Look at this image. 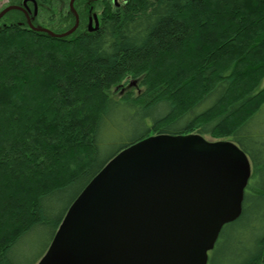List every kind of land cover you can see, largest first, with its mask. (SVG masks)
Segmentation results:
<instances>
[{"label":"trees","instance_id":"1","mask_svg":"<svg viewBox=\"0 0 264 264\" xmlns=\"http://www.w3.org/2000/svg\"><path fill=\"white\" fill-rule=\"evenodd\" d=\"M22 1L0 0V12ZM70 1L34 0L32 24L72 30ZM74 7L80 26L62 39L17 10L0 21V264H37L71 205L126 148L193 134L237 144L252 166L242 215L208 264H264V0ZM133 80L141 93L123 94Z\"/></svg>","mask_w":264,"mask_h":264},{"label":"water","instance_id":"2","mask_svg":"<svg viewBox=\"0 0 264 264\" xmlns=\"http://www.w3.org/2000/svg\"><path fill=\"white\" fill-rule=\"evenodd\" d=\"M70 2L72 30L56 34L30 17L28 25L59 39L74 34L80 17ZM15 10L25 11L6 7L0 21ZM94 21L90 31L98 28L97 14ZM251 176L248 156L233 142L196 134L147 138L91 181L37 264H208L222 229L242 215Z\"/></svg>","mask_w":264,"mask_h":264},{"label":"rangeland","instance_id":"3","mask_svg":"<svg viewBox=\"0 0 264 264\" xmlns=\"http://www.w3.org/2000/svg\"><path fill=\"white\" fill-rule=\"evenodd\" d=\"M7 0H3V2H6ZM123 1L124 0H120V3L122 2L123 3ZM2 3V2H1ZM0 8H1V6H0ZM31 8H32V6H31ZM98 8V7H97ZM96 11L97 12H99V18L101 17V12L100 11H98L97 9H96ZM139 85H140V82L138 81H136V80H133L129 85H127L125 88H124V90H122L123 91V94L124 93H126V91H135V93L136 94H140L141 93V89L139 88ZM262 85H264V79H263V81H262ZM204 139H206L207 141H209V142H212V143H214V142H216L218 139L217 138H214V137H212V136H210V135H206L205 137H203ZM38 250V249H37ZM37 252V251H36ZM36 252H32L28 257H30L31 259L32 258H34V257H36Z\"/></svg>","mask_w":264,"mask_h":264},{"label":"flooded vegetation","instance_id":"4","mask_svg":"<svg viewBox=\"0 0 264 264\" xmlns=\"http://www.w3.org/2000/svg\"><path fill=\"white\" fill-rule=\"evenodd\" d=\"M24 1H26V0H23L20 4L21 5H17V6H20V7H22V9H24L25 11H20V10H17V11H20L23 15H25V17H26V19H27V21H28V17H30L31 19H33L32 18V16H34V15H32V8H31V4H33V2L32 1H27V4L25 5V4H23V2ZM128 1L127 0H124L123 1V3L121 2L120 3V0H118V6H120V5H125L126 3H127ZM9 6H12V5H9ZM9 6H7V7H9ZM117 6V5H116ZM117 6V7H118ZM6 8V7H5ZM4 8V9H5ZM3 11V10H2ZM1 11V12H2ZM95 16V15H94ZM94 16L93 17H90L89 18V22H90V19H92V24H93V27L95 28L96 27V24H95V21H94ZM98 16V15H97ZM89 22H88V24H89ZM98 23H99V18H98ZM99 25H100V23H99ZM99 25H98V27H99ZM89 31H90V24H89ZM93 30H95V29H93ZM92 30V31H93Z\"/></svg>","mask_w":264,"mask_h":264}]
</instances>
